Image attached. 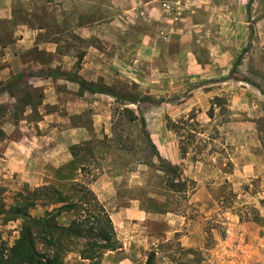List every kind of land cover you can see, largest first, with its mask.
I'll return each mask as SVG.
<instances>
[{
  "label": "rangeland",
  "instance_id": "1",
  "mask_svg": "<svg viewBox=\"0 0 264 264\" xmlns=\"http://www.w3.org/2000/svg\"><path fill=\"white\" fill-rule=\"evenodd\" d=\"M219 1L220 11L212 13L204 0H0V43L34 41L22 56L39 63L26 80L16 76L6 87L34 105L47 100L48 87L78 96L72 114L63 101L39 108L63 117L51 124L85 126L90 136L70 147L68 163L50 169L48 184L67 192L74 181L100 179L110 196L136 199L147 213L123 222L113 205L120 228L129 223L126 233H151L155 244L129 255L131 261L105 253L94 264H145L151 251L154 264H264V0H249L257 6L237 13L233 0ZM184 29H191L189 40ZM39 76L42 84L28 94ZM75 76L121 96L82 91ZM23 112L18 103L13 116ZM190 115L198 132L183 156L167 121ZM30 116L40 117L36 110ZM167 163L177 166L174 177L187 180L185 191L169 188ZM23 176L0 174V238L10 245L22 219L4 216L36 188ZM71 218L65 213L59 222ZM65 264L92 262L72 251Z\"/></svg>",
  "mask_w": 264,
  "mask_h": 264
},
{
  "label": "crops",
  "instance_id": "2",
  "mask_svg": "<svg viewBox=\"0 0 264 264\" xmlns=\"http://www.w3.org/2000/svg\"><path fill=\"white\" fill-rule=\"evenodd\" d=\"M204 1L208 3L206 7L211 8L208 9L209 12L215 13L220 11L221 3L219 0ZM233 2L234 6L230 5L233 13H237L241 8H244L246 11L250 6H257V4L254 5L253 2H250L251 5H249V0H233ZM242 4H245V6L243 7ZM261 7H264V5H261ZM192 11L194 10L192 9ZM260 22L264 24V18ZM191 23V27H193L195 24L193 22ZM184 31L186 33H184L183 38H186L185 35L187 34L188 36L191 29H184ZM186 39L189 40L188 38ZM262 40L264 41V34ZM33 46H35L34 41L27 40L23 37H20L12 44H7V46H3L0 43V113L2 109H7L4 115L0 114V129L4 136L3 140H0L2 144L0 148V174L18 173L24 175V180L30 183V185L38 187L52 183L53 180L48 179L50 176L49 174L52 173L50 169L59 168L68 163L73 158L70 147L88 140L90 136L85 126L60 128L61 125L51 124L55 118L59 117L60 120H62L63 117L54 112L44 113L43 110L39 108L42 104L54 105L56 102L61 103L63 101L62 104L66 106L68 104V110H70L74 107L78 96H74L72 99L63 97L64 91L59 92L57 88L48 87L44 89L48 96L47 100H44L43 103L41 102V105L39 103L34 105L32 102H22L12 89L6 87V84L12 81L14 77L23 76L26 80L32 68H39L37 66L39 64L38 62L33 64V60L30 61L28 57L25 58L24 55L22 56L26 50ZM44 47V44L40 46L42 49ZM47 49L50 51L55 50L53 47H47L46 50ZM138 56L144 60L151 58L143 53L138 54ZM38 80H42V77L39 76L31 79L30 83L34 84V87H30L31 89L28 90V94L33 95V89L42 84L39 83ZM74 90L78 89L74 87ZM80 102L81 100H79V103ZM18 103L24 106V112L16 118L15 115L13 116V110L16 109ZM34 110L40 115L39 118L30 116ZM70 112V114H72L76 111L70 110ZM54 125H56V127ZM45 126H48V129L41 134L40 130H44L42 128ZM55 138L60 140L58 141ZM99 180L100 179L90 182V186L110 213L116 228L117 236L122 243V247L107 251L106 256L112 260L113 258L111 256L114 254L120 260V263L128 259L131 261L129 255L142 253L144 250L150 249V247L155 244V236H151V233H126L129 223H123L120 228L117 225V220L111 208L113 205L119 206L123 222L129 220L133 222L134 219L138 220L147 213L141 210L139 206L140 202L136 199L110 196V193L105 192V190L101 188ZM112 194L116 195L114 191ZM113 198L114 201H110ZM193 244L194 243H191V246H193ZM77 254L81 258L78 252ZM81 260L87 259L81 258Z\"/></svg>",
  "mask_w": 264,
  "mask_h": 264
},
{
  "label": "trees",
  "instance_id": "3",
  "mask_svg": "<svg viewBox=\"0 0 264 264\" xmlns=\"http://www.w3.org/2000/svg\"><path fill=\"white\" fill-rule=\"evenodd\" d=\"M73 79L78 81L82 91L121 96L96 82L77 79L76 76ZM123 98L130 103L137 102L131 95H123ZM139 120L157 156L162 159L150 139L145 118L141 116ZM167 127L179 136L181 154L186 156L189 144L198 132V121L191 115L177 121L168 118ZM166 167L169 188L178 192L185 191L187 180L179 175V178L174 177L178 172L177 166L167 163ZM39 205L45 208L43 215H33L31 209ZM65 213L72 214V218L68 224H61L59 218ZM2 214L0 211V216ZM17 219H22V224L20 234L13 244L0 238V264H65L66 253L72 251H77L81 258L94 264L107 251L122 247L112 217L91 188L90 181H74L67 192L54 184H47L20 195V201L4 216L5 221ZM155 256V251H151L145 264H154Z\"/></svg>",
  "mask_w": 264,
  "mask_h": 264
}]
</instances>
